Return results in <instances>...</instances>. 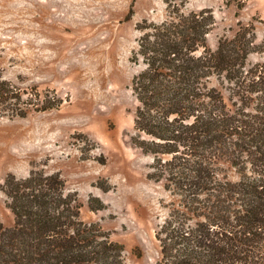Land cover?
I'll list each match as a JSON object with an SVG mask.
<instances>
[{
	"label": "trees",
	"instance_id": "1",
	"mask_svg": "<svg viewBox=\"0 0 264 264\" xmlns=\"http://www.w3.org/2000/svg\"><path fill=\"white\" fill-rule=\"evenodd\" d=\"M169 5V18L139 27L133 55L141 69L132 141L154 157L149 178L176 199L156 233L159 264H264V64L247 65L255 28L241 26L212 50V11ZM34 94L0 78V108L13 116L62 104ZM222 162L235 179L219 177ZM2 190L15 223L0 222V264H126L123 245L80 219L59 175H10Z\"/></svg>",
	"mask_w": 264,
	"mask_h": 264
},
{
	"label": "rangeland",
	"instance_id": "2",
	"mask_svg": "<svg viewBox=\"0 0 264 264\" xmlns=\"http://www.w3.org/2000/svg\"><path fill=\"white\" fill-rule=\"evenodd\" d=\"M167 1L184 12L212 11V50L241 26L255 28L258 50L247 65L264 64V0H0V78L62 101L48 111L29 108L25 117L0 108L5 227L15 223L2 190L7 177L56 174L76 195L80 219L123 245L126 264H159L156 233L176 199L149 178L154 157L132 141L138 106L132 81L141 69L133 62L139 27L169 18ZM211 85L229 98L216 76ZM218 167L221 179L236 178L227 162Z\"/></svg>",
	"mask_w": 264,
	"mask_h": 264
}]
</instances>
